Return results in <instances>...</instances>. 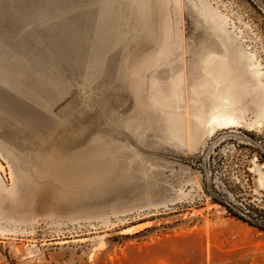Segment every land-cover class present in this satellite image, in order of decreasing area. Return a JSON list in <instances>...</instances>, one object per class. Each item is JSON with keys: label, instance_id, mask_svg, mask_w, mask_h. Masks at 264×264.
Returning <instances> with one entry per match:
<instances>
[{"label": "rangeland", "instance_id": "374dc122", "mask_svg": "<svg viewBox=\"0 0 264 264\" xmlns=\"http://www.w3.org/2000/svg\"><path fill=\"white\" fill-rule=\"evenodd\" d=\"M109 4L99 34L102 0H0V264H264L200 162L211 146L217 192L264 210V0H150L144 22ZM223 45L243 65L221 83L252 64L263 90L193 142L197 94L168 58Z\"/></svg>", "mask_w": 264, "mask_h": 264}, {"label": "bare ground", "instance_id": "6f19581e", "mask_svg": "<svg viewBox=\"0 0 264 264\" xmlns=\"http://www.w3.org/2000/svg\"><path fill=\"white\" fill-rule=\"evenodd\" d=\"M139 5V12L142 16V22L147 18V14H153V10L150 6V0H135ZM111 0H102V7L100 17L102 23L99 34H105L104 27L108 25L107 14H109ZM148 10V11H146ZM159 16V15H158ZM162 16V15H160ZM159 16V17H160ZM144 19V20H143ZM176 50H180L179 47ZM171 54L168 58V63L171 65L175 61L183 59L184 67H179L177 76L175 78L176 84L181 85V76H184L185 90L187 92V86L190 85V94L192 96L191 110L195 109V116L197 121L189 122L188 132L193 142H198L203 137L201 126L206 125L207 131L213 133L215 128H230L238 124V118L231 112L230 106L233 104V98L235 93L240 95H249L256 92L258 89H262L260 71L255 69L252 64H247L245 69L238 68L241 71L239 74L234 75L231 84H222L220 77L229 79L232 75V71L236 69L237 65H243L240 58L236 57V52L228 45L219 46H208L200 50L199 53H194V56H198L199 60L189 59L185 60V52L182 54L178 53ZM188 64V68L186 67ZM173 65V64H172ZM209 76H212V80H209ZM238 79V80H237ZM241 79V80H240ZM244 80V82L242 81ZM225 81V80H224ZM228 81V80H226ZM210 84L211 90H217L215 95L214 92L211 95H206L208 85ZM188 91V92H189ZM193 94V95H194ZM189 110L187 109V112ZM178 116V115H177ZM175 120L178 127V133L181 135L182 122ZM2 191V185L0 182V192Z\"/></svg>", "mask_w": 264, "mask_h": 264}, {"label": "trees", "instance_id": "16d2710c", "mask_svg": "<svg viewBox=\"0 0 264 264\" xmlns=\"http://www.w3.org/2000/svg\"><path fill=\"white\" fill-rule=\"evenodd\" d=\"M254 148L259 152L260 157L264 160V147L258 142H253ZM211 146L207 148L202 159L201 164L204 170L206 189L210 197L215 203H218L225 207L229 214L233 215L235 218L247 223L251 227L257 228L264 232V210L258 208L244 209L242 207L236 206L234 203L230 202L226 197L222 196L213 184V179L211 178L212 170L209 163V153L211 151Z\"/></svg>", "mask_w": 264, "mask_h": 264}]
</instances>
